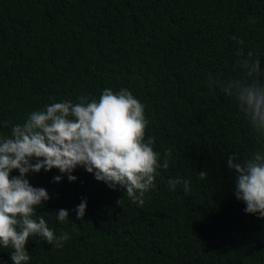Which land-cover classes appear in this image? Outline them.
Segmentation results:
<instances>
[{
  "label": "trees",
  "instance_id": "1",
  "mask_svg": "<svg viewBox=\"0 0 264 264\" xmlns=\"http://www.w3.org/2000/svg\"><path fill=\"white\" fill-rule=\"evenodd\" d=\"M248 52L264 70V0H0V137L53 102L126 88L144 105L145 140L172 153L142 206L83 167L75 182H54L55 168L30 174L51 197L35 218L69 239L55 248L30 237L28 264H264V218L244 211L227 167L231 155L264 152V138L234 97L209 87V77L244 78ZM171 178L190 191H170ZM0 264H13L10 249Z\"/></svg>",
  "mask_w": 264,
  "mask_h": 264
},
{
  "label": "clouds",
  "instance_id": "2",
  "mask_svg": "<svg viewBox=\"0 0 264 264\" xmlns=\"http://www.w3.org/2000/svg\"><path fill=\"white\" fill-rule=\"evenodd\" d=\"M239 43L243 45L242 40ZM237 55L243 57V50ZM252 57L248 52L246 59L237 61L245 70L244 78L209 77V87L215 84L234 97L253 132L264 138V70L261 60ZM78 100L76 104L53 102L33 111L22 125L12 127L10 137H0V248L10 249L13 264H28L26 246L32 236L55 248L69 239L67 233L57 236L42 216L35 218L36 209L51 197L45 188L31 184L30 174L55 168L62 175L55 176L54 182H61L63 175L75 182L72 173L83 167L97 181L123 190L124 198L142 206L146 193L156 187L158 169L169 167L171 151L161 157L153 147L155 138L145 140L149 122L144 105L131 91L105 89L98 100L83 95ZM227 167L234 173V194L246 205L244 211L264 218V152L257 150L242 161L231 155ZM199 178L206 179L207 171H199ZM181 184L185 192L190 191V181L180 178L169 180V190ZM86 209L87 201L82 200L75 209L78 220H84ZM56 214L60 222L70 218L66 209Z\"/></svg>",
  "mask_w": 264,
  "mask_h": 264
}]
</instances>
